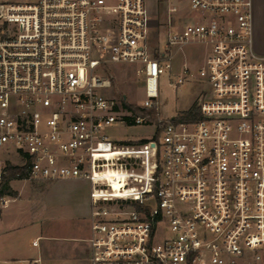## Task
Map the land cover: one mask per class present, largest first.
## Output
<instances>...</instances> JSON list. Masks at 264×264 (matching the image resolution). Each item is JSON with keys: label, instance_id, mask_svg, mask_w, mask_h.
Wrapping results in <instances>:
<instances>
[{"label": "built area", "instance_id": "2783aa9c", "mask_svg": "<svg viewBox=\"0 0 264 264\" xmlns=\"http://www.w3.org/2000/svg\"><path fill=\"white\" fill-rule=\"evenodd\" d=\"M185 2L180 18L169 14L198 19L161 47L152 0H0V190L6 180L90 182L89 264H264L255 3ZM191 43L209 48L198 116L156 123L160 76L174 88L187 82L186 66L173 73L174 49ZM110 64L138 67L143 104L112 97ZM154 123L150 140L107 134ZM10 202L0 197L2 208Z\"/></svg>", "mask_w": 264, "mask_h": 264}, {"label": "rangeland", "instance_id": "374dc122", "mask_svg": "<svg viewBox=\"0 0 264 264\" xmlns=\"http://www.w3.org/2000/svg\"><path fill=\"white\" fill-rule=\"evenodd\" d=\"M153 13L151 17V36L159 39L161 47L164 45L166 35L177 31L185 23L198 19L193 12L183 21L179 20L187 10L185 0H152ZM256 45L264 50V0H254ZM179 9V18L169 14V8ZM170 22V24H169ZM206 44L191 43L180 49H174L173 73L186 66L191 70V77L187 82L174 88L169 84V74L160 76L159 98L157 100L154 121L171 119L191 110L196 106L205 88V83L198 76V70L203 65V58L208 53ZM138 67L131 64H110L111 95L119 100H126L137 106L146 100L145 83L137 74ZM113 140H150L156 136V124L149 126H115L107 131ZM157 141H161L157 138ZM116 185V177L114 176ZM12 188L18 197L9 203L4 210L5 220L12 228L21 227L18 232L39 230L44 232L46 238L42 243L54 244L61 250L75 245H87L91 228V190L90 182L84 180H55V181H16ZM12 200V197H11ZM0 207L2 208L1 204ZM264 257V251L262 252ZM88 252L85 260L88 262Z\"/></svg>", "mask_w": 264, "mask_h": 264}, {"label": "crops", "instance_id": "0c3cea01", "mask_svg": "<svg viewBox=\"0 0 264 264\" xmlns=\"http://www.w3.org/2000/svg\"><path fill=\"white\" fill-rule=\"evenodd\" d=\"M207 55L208 53L204 56L203 63ZM15 199L12 197L11 202ZM6 208H1L0 213V264H89L85 260V254L88 252L89 256L88 240L91 237V228L90 237L86 240L87 245H75L61 250L54 244L42 243L46 238L43 231L16 234L21 227L12 228L9 221L4 219Z\"/></svg>", "mask_w": 264, "mask_h": 264}, {"label": "trees", "instance_id": "16d2710c", "mask_svg": "<svg viewBox=\"0 0 264 264\" xmlns=\"http://www.w3.org/2000/svg\"><path fill=\"white\" fill-rule=\"evenodd\" d=\"M151 116H152V119H154V116H155L154 111H151ZM197 116H198L197 105L192 107L191 110H189L183 114V118H185L186 120L187 119H195V118H197ZM18 171H19L18 169L12 168L10 171V179L15 177V175ZM7 181L8 180H6L4 187L0 190V197H2L4 195H9L10 197L17 198L18 193L16 191H14L12 188H9L7 186ZM0 213H1V208H0Z\"/></svg>", "mask_w": 264, "mask_h": 264}, {"label": "bare ground", "instance_id": "6f19581e", "mask_svg": "<svg viewBox=\"0 0 264 264\" xmlns=\"http://www.w3.org/2000/svg\"><path fill=\"white\" fill-rule=\"evenodd\" d=\"M114 181V180H113Z\"/></svg>", "mask_w": 264, "mask_h": 264}]
</instances>
